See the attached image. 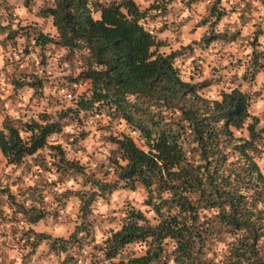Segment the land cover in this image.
<instances>
[{
	"label": "clouds",
	"instance_id": "obj_1",
	"mask_svg": "<svg viewBox=\"0 0 264 264\" xmlns=\"http://www.w3.org/2000/svg\"><path fill=\"white\" fill-rule=\"evenodd\" d=\"M94 2L97 0H87L86 4L91 20L103 23V9L95 8ZM112 2L98 0L104 8L111 7ZM120 2L117 0V4ZM132 3L140 13L150 9L148 15L137 18L123 7L120 8L121 13L129 23L135 20L145 33L158 41H166L168 46L159 50L161 56L166 59L173 52L180 53L189 47L193 49L191 54L176 56L171 67L182 84L198 88L195 96L189 94L186 99L193 101L198 96L201 108L207 107L208 111H201L200 119L207 117L211 121L213 116L223 117L218 122H211V129L222 137V142L218 145V155L207 159L227 158L220 168V175L227 178L229 186L225 187L217 180V191L222 189L232 193L233 200L222 202V206L197 207L194 213L196 223L208 230L198 262L184 257L180 252L181 241L168 233H164L159 241L148 235L145 240L125 244L120 255L109 259L106 255L109 241L123 230L130 212L144 216L143 220L136 221L137 227L153 230L169 217L183 215L179 206H172L176 199L173 191L162 190L156 181H152L150 186L133 185L132 161L120 151L118 143L111 142V138L124 142L127 137L138 147L143 145L141 151L162 169L164 162L157 159L158 152L147 146V138L143 137L141 130L123 115L113 117L107 109L97 112L102 102H94L89 112L78 109L73 101L83 96L87 102L93 93L86 84L63 86L67 77L78 78L88 70L80 64L73 68L67 61L61 64L68 54L67 48L55 50L53 54L55 46L49 45L42 54L32 40L28 54H25L29 40L21 29H36L51 40H60L55 17L51 13L46 19L38 15L42 10L57 9V0H27V4L26 0H0V27L6 29L0 33V133L7 140L10 131L5 125L10 124L16 129L21 144L29 150L35 148L20 163H10L0 150V264H72L70 256L76 264H121V259L126 256L124 264H129L132 259H147L158 247L164 249L162 259L167 264H178V257L180 264H237L234 253L241 249L242 243L252 244L253 239L246 227L220 229L219 218L232 216L234 207L243 209L248 214L245 217L247 223L258 230L256 250L264 259V138L254 141L249 131L256 119L259 120L257 131L264 128V69H253L256 54L264 53V0H219L218 4L217 0H173L166 5L169 11L166 16L158 9H151L157 0H132ZM214 6L218 13H223L219 19L212 15ZM153 16L158 18L152 20ZM204 20L208 22L201 23ZM165 24L168 28L161 32ZM11 32L20 34L8 39ZM149 51L155 49L150 48ZM80 54L87 57L91 51L84 48ZM45 57L46 63L42 66L41 60ZM156 59V56H150L146 63ZM260 63L264 64V59ZM93 69L107 70L96 65ZM13 79H19L23 87L17 88L12 83ZM37 80L45 82L42 88L29 86ZM206 82H209L207 87H199ZM237 91L250 98L248 115L240 128L228 124L229 116L216 111L217 104L225 103V95L232 96ZM124 101L128 105L140 104L146 110L145 119L151 117L161 127L172 126L173 134L179 132L174 125V121L179 122L183 118L179 107L169 109L163 100L159 104L138 100L132 92L124 93ZM69 109L79 111L78 120H60L58 114ZM111 111L115 113L116 107L113 106ZM79 120H83V124ZM57 123L61 125L58 132L53 131L45 137L40 131V128L47 129ZM34 124L40 128L29 127ZM183 127L185 131L177 143L186 161L193 168H201L198 173L202 182L200 188L192 195L184 193L196 206L201 196L211 191L208 175L213 169L204 170L207 161L201 159L200 144L195 142L190 122L184 120ZM34 136L38 138L37 143L43 142V147L33 144ZM157 140L154 136L153 143ZM57 147L62 150L63 159L68 164L83 169L82 174L65 175L59 170L60 154L53 151ZM192 149L197 150L195 155ZM182 167L186 164L173 166L170 170L179 174ZM125 170L129 175L120 179L118 173ZM164 174L167 175L166 172ZM88 178L102 186L114 187L109 188L106 195L102 194L99 187L85 183ZM85 193L89 195L90 203L87 204L85 219H81L85 216L82 212L85 203L80 195ZM93 193L96 194L94 199L91 198ZM10 195L15 198V203ZM149 200L150 204L147 203ZM166 201L169 202L167 205ZM18 206H22L24 211L21 212ZM157 206H160L162 215L155 211ZM25 212L29 216L43 214L44 219L29 222ZM86 221L91 223V227L77 232L78 228L83 229ZM192 224V220L187 221L189 228ZM183 227L181 220L173 231ZM73 236L83 242V248L74 245L70 251L60 250L56 242L67 244ZM38 237L45 238L38 240ZM53 244L57 250L52 249ZM150 264H157V261L150 260ZM238 264H249V260L240 257Z\"/></svg>",
	"mask_w": 264,
	"mask_h": 264
},
{
	"label": "trees",
	"instance_id": "obj_2",
	"mask_svg": "<svg viewBox=\"0 0 264 264\" xmlns=\"http://www.w3.org/2000/svg\"><path fill=\"white\" fill-rule=\"evenodd\" d=\"M171 1L163 0L161 2V0H157V3L151 5V9H158L163 12L165 3ZM57 3L59 5L57 9L53 10L49 8L40 11L39 14L48 16L51 13L55 17L54 23L59 27L61 34L59 41L49 39L43 32L36 29L32 31L30 29H21V31L27 36L28 40L29 38L35 40L37 48H46L51 44L62 46L63 48H67L69 50L68 52L80 55V60L82 61L81 66L88 70L82 72L78 78L69 77V79L73 81L77 79L85 80L88 83V90L93 93V96L87 102H85L82 96L78 101L74 100V103H77L80 111L89 112L94 102H102L101 107L96 110L97 112L107 109L108 113L113 117L123 115L126 120L141 130L143 137L147 138V146L159 153L157 159L164 162L163 169L150 156H146L141 151L143 145L138 147L137 143H133L127 137H125L124 142L117 141L115 138H111V142L118 143L120 151L132 161V168L135 174V179L132 182L133 185L150 186L152 181H156L162 190L166 188L176 194V199L172 202V206H179L183 213L181 217H169L157 229L153 230L151 228L143 229L137 227L136 221L143 220L144 216L130 212L123 230L115 235L113 240L109 241L110 247L106 253L107 257L112 259L120 255L125 244L145 240L148 235L153 236L154 239L159 241L163 238L164 233H168L181 241L180 252L183 253L184 257L198 262L199 254L203 253V245L206 241L208 230L205 229L204 225H197L196 223L197 217L194 213L197 207L222 206V202L229 203L233 200L232 193L222 189L217 191V180L221 182V185L225 187L229 186L227 178L220 175V168L223 167V163L227 158L223 157L219 160L207 159L208 156L218 155V145L222 142V137L211 129V122H218L223 117L213 116L211 121L207 117L203 119L199 118L202 110L205 112L208 111L207 107L204 106L203 109L201 108V102L198 96L193 101L186 99L189 94L195 96L198 88L182 84L177 78L176 71L171 67V62L181 52H173L165 59L157 50V47L163 44V40L158 41L155 37L145 33L142 28L136 25L135 20L129 23L120 11L122 7L127 8L130 15L139 18L147 16L150 9H146L144 13H140L132 3V0H121L119 4H117V0H113L111 7L104 8L97 0V2H94V7L103 9V23H93L86 7L87 0H57ZM218 3L219 0H217ZM212 15L217 16V19H219V16L223 15V13H218L214 6ZM0 29L4 30L2 27ZM18 34L20 33L11 32L8 39H14ZM213 38L219 39L221 37ZM253 44L255 45V41ZM29 47H31V42H29V46L25 48V51H28ZM84 48L90 49V56L86 57L80 54ZM150 48H154L155 51L150 52ZM150 56H156L157 59L152 63H146ZM261 59H264V53L256 54L253 59V69H263L264 64L260 63ZM93 65L106 68L107 70L95 71ZM20 75L23 76L25 74ZM247 79L248 77H245V80ZM12 83L16 87H23L19 79H13ZM208 83L206 82L199 87H205ZM41 85V81L37 80L35 84L29 86L38 89ZM125 92H132L137 95L138 100L150 103L159 104L163 100L164 105L169 109L179 107V110L183 113V118L179 122L174 121V125L179 128V132L173 134L171 132L172 126L161 127V124L151 117L145 119L147 113L140 104L128 105L125 103ZM249 99L247 96H241L238 91L232 96L225 95V103L223 105L217 104L216 111L229 116L228 124L240 128L243 120L248 115L247 108L250 106ZM113 106L117 109L115 113L111 111ZM58 115L60 120L61 118H69L75 121L79 118V111L69 109ZM42 119L47 120L48 117H42ZM184 120L190 122V126L195 133V142L200 144L199 154L201 159L207 161L203 166L204 170L207 172L208 169H213L208 175V183L211 191L204 193L196 206H193L188 196L184 195V193H188L189 195L195 194L202 184L198 176L201 168H193L192 164L186 161L184 153L177 143L185 131L183 127ZM149 121H151V128L149 127ZM81 122L82 120H79V123ZM256 124L257 119L249 127L254 141L264 138V128L257 131ZM5 127L9 129L10 136L5 140L3 134L0 133V150L3 151L10 163H20L22 158L25 155H31L35 151V148L31 150L27 149L21 144L16 129L12 128L10 124H6ZM29 127L33 129L40 128L39 125L35 124ZM60 127L61 125L57 123L50 125L47 129L40 128V131L46 137L53 131H60ZM154 136L158 138L155 143H153ZM37 140L38 138L34 136L33 144L36 147H43V142L37 143ZM251 146L253 148L255 147L254 144ZM53 151L60 154L57 167L61 172L72 170L71 172L83 173L82 168L68 164L63 159V152L59 147L54 148ZM192 152L195 155L197 150L192 149ZM182 163L186 164V167H182L179 174L171 172L170 169L173 166H180ZM145 167H147V173L145 172ZM165 172L167 173L166 176L164 174ZM118 175L120 179H124L129 173L125 170L123 173H118ZM237 179H240V177L238 176ZM86 180L93 187H99L101 193L105 195L108 193L109 188L114 187V185L102 186L93 178ZM95 195L93 193L91 198L94 199ZM80 198L85 203V207L82 209L85 216H82L81 219H85L88 211L87 204L90 203V199L87 193L81 194ZM147 203L150 204L151 201L149 200ZM168 203L166 201L165 205ZM155 211L158 215H162L160 206H157ZM247 215L243 209L234 207V214L232 216L222 215L219 218L221 222L219 227L221 230L248 228V235L253 239V243H242L241 249L234 253L237 257V264L240 257L248 259L249 264H264V259L260 258L256 250L255 242L259 239L258 230L247 223L245 219ZM42 216L43 214L35 216L28 215L29 222H35ZM181 220L184 223V227L174 232L173 229L180 224ZM188 220L193 221L192 227L190 228L187 226ZM242 220L243 223L241 222ZM90 227L91 223L86 221L83 229L78 228L77 232ZM44 238L38 237V239ZM56 243L60 245V250L64 251L71 250L74 245H79L80 248H83V242L77 240L75 236L67 244L59 241ZM197 246H199V252H197ZM52 249L57 250L56 244L52 245ZM163 255L164 249L158 247L154 250V254H150L147 259H132L129 261V264H150V260L157 261V264H167L162 259ZM69 258L71 260L74 259L71 256ZM124 259H127V257L125 256L121 259V264H124ZM178 264H180L179 257Z\"/></svg>",
	"mask_w": 264,
	"mask_h": 264
},
{
	"label": "rangeland",
	"instance_id": "obj_3",
	"mask_svg": "<svg viewBox=\"0 0 264 264\" xmlns=\"http://www.w3.org/2000/svg\"><path fill=\"white\" fill-rule=\"evenodd\" d=\"M173 2V0L171 1V2H168V3H165V9H164V11L163 12H161L162 13V15H164V16H166V15H168L169 14V11H168V8H167V4H169V3H172ZM192 2H196V0H192ZM38 15L39 16H41V17H43V18H47L48 16H42V15H40L39 13H38ZM158 17H155V16H153V17H151V19L152 20H156ZM210 19V18H209ZM208 22V20H205L204 21V23H207ZM202 23V22H201ZM168 28V25L167 24H165L161 29H160V31L161 32H163L165 29H167ZM33 29H30V31H32ZM4 31H6V29H4V30H2V29H0V33H3ZM19 35V34H18ZM259 35V34H258ZM17 36V35H16ZM15 36V37H16ZM219 39H222V38H219ZM219 39H217V40H219ZM29 42H31V38H29ZM225 42H227V41H225ZM210 43V42H209ZM51 45V44H50ZM55 46V49L53 50V54H55V50H59L60 48H63L62 46H57V45H54ZM168 45H167V43H166V41H163V44L162 45H160L159 47H157V50L159 51L161 48H163V47H167ZM37 47V46H36ZM49 48V45L46 47V48H42L41 50H42V54H43V50H47ZM193 52V49L191 48V47H189V48H187V49H184L183 50V52H181L180 54H178V55H184L185 53H187V54H191ZM25 54L27 55L28 54V51H25ZM46 57L44 58V59H42L41 60V65L43 66L45 63H46ZM65 61H67L68 63H70L72 66H73V68H75V66L77 65V64H82V61L80 60V55L79 54H77V53H70V52H68V54L61 60V64H63ZM263 69H264V67H263ZM20 74H23V73H20ZM253 79H254V77H253ZM66 81H67V83L65 84V85H63V86H65V87H67L68 85H70V84H88L85 80H81V79H77L76 81H73V80H70L69 79V77H67L66 78ZM41 83H42V85H41V87H39L38 89H40V88H42L43 86H44V81H41ZM205 87H207V86H205ZM17 88H20V87H17ZM73 92H74V90H72ZM39 94V93H38ZM73 103H74V101H73ZM64 119H68V120H70L69 118H61V120H64ZM70 121H73V120H70ZM81 124H83V120H82V122H81ZM259 124V120L257 119V124H256V126ZM37 163H40V162H37ZM72 170H69V171H66V172H62V173H64L65 175H76V176H78V175H80V174H82V173H76V172H71ZM85 183L86 184H90L89 182H87V180H85ZM9 198L12 200V202L13 203H15V198L14 197H12L11 195L9 196ZM19 207V210L21 211V212H23L24 211V209L22 208V206H18ZM25 215L26 216H28L29 214L28 213H26L25 212ZM29 219V218H28ZM39 219H44V215L41 217V218H39ZM38 219V220H39ZM37 220V221H38ZM37 221H35V222H37ZM35 222H32V223H35ZM25 235H28V234H25ZM38 240H40V239H38ZM32 247L33 248H35L36 247V245H32ZM70 251V250H69ZM70 259V258H69ZM71 260V259H70ZM72 261V264H76V261H75V259H72L71 260Z\"/></svg>",
	"mask_w": 264,
	"mask_h": 264
}]
</instances>
